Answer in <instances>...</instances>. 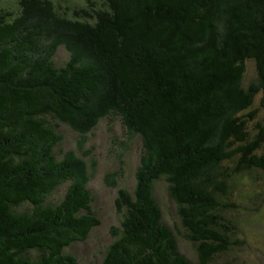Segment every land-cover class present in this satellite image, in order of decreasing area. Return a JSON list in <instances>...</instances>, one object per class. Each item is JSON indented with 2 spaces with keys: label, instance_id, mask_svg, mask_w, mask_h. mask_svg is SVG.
Segmentation results:
<instances>
[{
  "label": "trees",
  "instance_id": "16d2710c",
  "mask_svg": "<svg viewBox=\"0 0 264 264\" xmlns=\"http://www.w3.org/2000/svg\"><path fill=\"white\" fill-rule=\"evenodd\" d=\"M103 1L94 26L106 15L125 48L116 54L92 31L46 44L22 2L0 0V264H79L67 250L101 221L86 163L72 151L58 156V129L105 85L132 105L156 158H145L134 199L120 191L118 207L129 209L101 264H194L154 196L161 178L200 264H210L233 243L224 213L236 207L235 183L264 174V0ZM61 46L70 58L58 66ZM249 62L259 77L246 86Z\"/></svg>",
  "mask_w": 264,
  "mask_h": 264
},
{
  "label": "rangeland",
  "instance_id": "374dc122",
  "mask_svg": "<svg viewBox=\"0 0 264 264\" xmlns=\"http://www.w3.org/2000/svg\"><path fill=\"white\" fill-rule=\"evenodd\" d=\"M1 1L3 4H13L17 9H20L22 2V10L27 12L26 18H35L33 22L39 20L32 23L39 28L42 38H46V44L58 33L75 35V32L86 34L92 31L97 35L99 47H110L115 54L125 49L116 46L117 42L110 33L111 27L106 29L109 26L108 21L105 22L106 15L94 26L97 22L95 14L102 16L108 10L103 0ZM108 17L110 19V14ZM55 58L58 66H62L69 60L70 53L61 46ZM248 65L246 86L257 82L259 77L256 64L249 62ZM110 84L111 88L114 86L120 89L118 80ZM105 86L91 96L94 98L91 102L85 103L88 105L79 113L80 119L77 118V122L62 123L58 129L63 137L57 148L58 156L62 158L63 153L72 151L79 160L86 163L91 175L88 177V187L94 196L93 209L101 221L85 242H78L67 250L77 257L79 264L102 263L108 247L114 241L112 229L122 225L129 209L127 206L118 207L120 191L126 193L129 200L134 199L138 188L143 186L138 175L145 158L148 155L153 156L152 159L156 158L154 142L133 123L132 105L119 94L111 95ZM261 98L262 93L258 95L257 103ZM103 103L110 104L103 106ZM259 115L263 117L264 112ZM68 185H62L50 199H61ZM234 186L231 199L236 207L224 214L237 230L232 236L230 248L216 255L210 264H264V174L244 175ZM170 187L167 179L161 178L155 182L154 196L165 222L172 227L178 238L180 250L194 264H200L197 246L186 237L187 230L179 214V206L171 197Z\"/></svg>",
  "mask_w": 264,
  "mask_h": 264
}]
</instances>
